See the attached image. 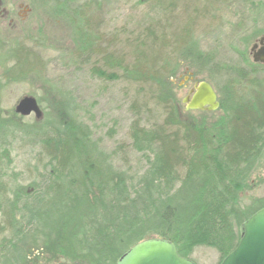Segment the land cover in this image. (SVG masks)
Listing matches in <instances>:
<instances>
[{
	"label": "trees",
	"instance_id": "1",
	"mask_svg": "<svg viewBox=\"0 0 264 264\" xmlns=\"http://www.w3.org/2000/svg\"><path fill=\"white\" fill-rule=\"evenodd\" d=\"M31 1L67 24L76 58L88 61L98 54L100 39L89 15L96 0ZM135 43L128 64L109 65L121 69L124 80L154 90L165 114L161 125L147 128L137 116L131 126V147L153 154L137 178L114 167L80 120L70 92L54 89L60 109L43 112L40 121L25 122L12 112L3 116L5 90L33 75L37 64L19 45L1 58L0 264H28L35 251L66 264H116L152 238L173 241L179 256L192 261L199 248L215 250L221 264L238 246L243 224L264 208V197L243 205L264 161V78H252L264 65L245 54L242 66L219 63L187 28L169 39L151 33ZM187 68L207 72L216 84L221 117L211 125L185 120L179 112L170 80ZM93 74L109 77L102 69ZM18 136L39 149L37 176L29 185L19 183L21 175L11 169L10 148Z\"/></svg>",
	"mask_w": 264,
	"mask_h": 264
},
{
	"label": "rangeland",
	"instance_id": "2",
	"mask_svg": "<svg viewBox=\"0 0 264 264\" xmlns=\"http://www.w3.org/2000/svg\"><path fill=\"white\" fill-rule=\"evenodd\" d=\"M96 1L98 4L92 6L89 15L100 39L98 54L86 61L72 54L71 30L63 21L50 18L31 0H0V78L5 71L1 58L5 59L7 50L16 45L26 54L34 55L37 64L33 75L5 90L2 115L16 114V106L28 96L35 97L42 111L51 115L56 113V108L60 109V99L54 89L70 92L79 107L80 120L91 128L101 149L112 156L114 167L137 178L147 170L148 156L152 159L153 154L139 153L131 147V126L137 116L147 128L161 125L165 114L154 90L148 85L124 80L121 69H112L110 65L118 61L128 64L139 38L144 40L154 33L169 39L175 32L187 28L201 50L214 54L219 63L242 66V55L253 61L251 49L264 36V0ZM107 63L110 65L106 66ZM94 68L102 69L109 77L100 79L93 74ZM38 71L42 74L39 77ZM254 77L262 79L264 72L252 75ZM202 81L218 90L207 72L199 75L188 68L170 80V87L185 120L211 125L221 117L219 110L212 113L186 111L184 104L194 86ZM35 119L31 115L24 121L31 123ZM119 147L124 150L119 151ZM10 149L11 169L21 175L19 183H33L39 149L28 146L20 136ZM183 175L181 171L180 176ZM251 182L253 189L244 195L243 205L264 197V161ZM193 259L196 264H218L219 255L215 250L199 248ZM27 263L66 264L52 254L37 251L30 254Z\"/></svg>",
	"mask_w": 264,
	"mask_h": 264
},
{
	"label": "water",
	"instance_id": "3",
	"mask_svg": "<svg viewBox=\"0 0 264 264\" xmlns=\"http://www.w3.org/2000/svg\"><path fill=\"white\" fill-rule=\"evenodd\" d=\"M251 52L253 62L264 65V36L253 45ZM184 104L186 111L204 113L216 112L221 106L217 91L207 81L197 83L188 97L184 99ZM15 113L23 118L34 115L37 121L43 118L41 106L32 96L23 98L16 106ZM116 264L196 263L179 256L173 241L152 238L132 247L118 259ZM221 264H264V208L243 224V235L238 246Z\"/></svg>",
	"mask_w": 264,
	"mask_h": 264
}]
</instances>
